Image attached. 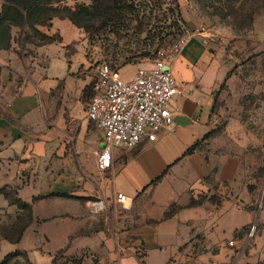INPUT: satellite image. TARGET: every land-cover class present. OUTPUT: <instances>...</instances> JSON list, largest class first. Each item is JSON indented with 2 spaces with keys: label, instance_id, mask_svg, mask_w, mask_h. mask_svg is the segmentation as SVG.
<instances>
[{
  "label": "crops",
  "instance_id": "obj_1",
  "mask_svg": "<svg viewBox=\"0 0 264 264\" xmlns=\"http://www.w3.org/2000/svg\"><path fill=\"white\" fill-rule=\"evenodd\" d=\"M66 22L39 28L59 42L0 51L2 72L18 81L0 101V189L28 204L33 218L18 244L0 242V258L19 251L31 264H53L63 250L80 264H264V209L253 212L244 155L209 145L214 92L224 75L206 42L189 37L170 58L182 89L171 103L172 131L131 150L114 148L111 167L101 171L102 135L86 118L91 87L79 69L82 58L70 54L83 34L69 41ZM54 45L66 51L51 72ZM119 194L128 199L123 205ZM98 201L104 210L94 213ZM19 212L0 194V221ZM254 223V245L243 252ZM26 237L38 240L3 255L5 244L15 247ZM51 237L57 245L49 250Z\"/></svg>",
  "mask_w": 264,
  "mask_h": 264
},
{
  "label": "rangeland",
  "instance_id": "obj_2",
  "mask_svg": "<svg viewBox=\"0 0 264 264\" xmlns=\"http://www.w3.org/2000/svg\"><path fill=\"white\" fill-rule=\"evenodd\" d=\"M92 1L63 0L62 3L69 7L89 6ZM132 1L138 19L132 21L124 33L83 34L66 22L72 29L67 38L69 41H76L75 35L83 34L81 40L70 47V54L82 58V65L77 67L85 77L84 81L92 87L97 66L103 62L123 64L117 73L127 81L138 68H144L145 64L157 58L159 51L169 56L179 39L202 38L218 71L224 75L214 92L211 112L215 124L209 145L219 153L244 155L247 176L255 191L253 212L255 215L261 213L264 209V0H182L181 5H177L178 0ZM175 7L182 22L178 28L182 31L180 34H177L176 27L173 30L175 17L171 13ZM14 41L13 49L21 46L18 34H14ZM26 51L29 52L30 48L23 45L22 52ZM65 51L60 45L49 48L47 56L51 72L58 69ZM16 84L18 81L13 79V75L5 76L0 67V101L10 98L16 91ZM6 87L8 91L5 94ZM1 225L4 224L0 223V234L7 233L2 228L5 225ZM253 239L243 252L254 245ZM37 240L26 237L15 247L5 244L3 255L11 251L10 247L25 248ZM50 240L48 249L52 250L57 241L54 237ZM53 255L59 264H69L63 250ZM4 264L27 262L25 257L16 255Z\"/></svg>",
  "mask_w": 264,
  "mask_h": 264
},
{
  "label": "built area",
  "instance_id": "obj_3",
  "mask_svg": "<svg viewBox=\"0 0 264 264\" xmlns=\"http://www.w3.org/2000/svg\"><path fill=\"white\" fill-rule=\"evenodd\" d=\"M187 39H179L172 47L171 54L162 51L157 58L144 68H138L127 81L118 76L103 62L97 66L91 96L86 102V118L101 133V149L97 154L96 165L101 171L111 167L112 150H131L147 141L153 143L160 135L172 131L174 112L172 101L182 94L170 65L171 56L180 54ZM128 200L119 194L116 201L125 204ZM94 213L104 210L100 201L92 202ZM256 224L246 233V247L256 234ZM228 246L234 247L233 240Z\"/></svg>",
  "mask_w": 264,
  "mask_h": 264
},
{
  "label": "trees",
  "instance_id": "obj_4",
  "mask_svg": "<svg viewBox=\"0 0 264 264\" xmlns=\"http://www.w3.org/2000/svg\"><path fill=\"white\" fill-rule=\"evenodd\" d=\"M62 2L63 0H0V51L10 50L15 43L14 34L19 35L21 50L23 45L38 47L59 42V36L47 35L39 29L50 27L54 19L69 21L83 34L91 32L102 34L106 31L124 33L131 22L138 19L132 0H93L89 6L75 5L74 7H69ZM176 3L178 5V1ZM176 9L175 7L171 13L175 17L173 30L175 27L177 30L182 24ZM14 30L15 33H13ZM180 33L182 31L178 29L177 34ZM36 39L37 43H35ZM105 63L113 70H119L124 66ZM0 194L8 199L10 205H16L20 210L16 216L9 215L6 220L0 221L5 225L2 228L7 230V233L0 234V242L6 241L15 245L21 241L24 231L33 221L31 208L5 189H0ZM16 255L26 258L25 253L16 251L4 256L0 264H4L10 257ZM65 261L69 264H80V260L75 258L65 259ZM26 262L31 264L27 258ZM52 263L59 264L55 256L52 257Z\"/></svg>",
  "mask_w": 264,
  "mask_h": 264
}]
</instances>
